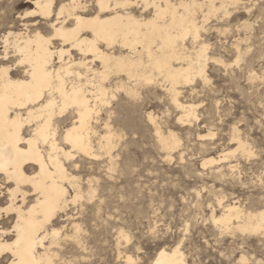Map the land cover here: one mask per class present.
<instances>
[{"label":"rangeland","instance_id":"rangeland-1","mask_svg":"<svg viewBox=\"0 0 264 264\" xmlns=\"http://www.w3.org/2000/svg\"><path fill=\"white\" fill-rule=\"evenodd\" d=\"M32 1L0 0V56L2 36L25 32L26 22L30 32L52 33L44 19L20 17L34 9ZM54 1L57 6L68 0ZM225 7L228 13L210 14L200 32L209 57L208 81L196 77L178 85L179 102L194 106V118L184 120L160 86V76L156 85L140 81L136 94L119 92L99 108L100 118L111 115L116 132L112 158L98 148L103 122H93L91 140L101 155L79 156L67 165L81 197L51 220L49 228L58 235L45 245L51 246L53 264H149L160 248L175 245L187 264H264L263 234L224 232L211 220L230 203L243 211L264 208V0ZM186 46L191 50L197 44L189 36ZM157 129L174 134V147L161 148ZM233 132L249 153H231ZM223 151L228 156L222 160ZM209 158L214 161L202 165Z\"/></svg>","mask_w":264,"mask_h":264},{"label":"bare ground","instance_id":"bare-ground-1","mask_svg":"<svg viewBox=\"0 0 264 264\" xmlns=\"http://www.w3.org/2000/svg\"><path fill=\"white\" fill-rule=\"evenodd\" d=\"M54 2L33 0L34 9L20 15L44 19L52 29L50 35L37 28L28 31L26 22L25 32L8 31L2 36L0 61L15 59L10 65H0V179L6 184L0 183V203L5 200L0 206V264L14 260L53 264L49 245L58 232L49 228L51 220L81 197L67 165L79 156L95 159L101 155L91 140L96 132L92 123L98 121L104 129L98 148L112 158L116 135L112 117L102 119L98 112L119 92L136 94L138 82L156 85L160 76V86L184 113V120L194 118V106L179 102L178 85L196 77L208 81L209 57L207 45L199 42L200 32L210 14L221 9L228 13L226 3L238 0H131L129 9H116L118 0H68L57 6ZM36 24L35 20L32 25ZM189 36L197 44L191 50L186 46ZM61 124L65 126L59 134ZM233 133L236 148L228 150L249 153L239 134ZM155 134L164 150L177 143L170 131L164 135L157 129ZM221 156L223 160L228 153ZM213 161L206 159L202 165ZM226 165L230 170L234 167ZM211 220L224 232L264 235V208L243 211L230 203L223 205L219 215L211 214ZM25 235L34 252H25ZM17 237L22 241L19 246H15ZM47 238L52 240L46 246ZM149 264L187 262L175 245L160 248Z\"/></svg>","mask_w":264,"mask_h":264},{"label":"snow or ice","instance_id":"snow-or-ice-1","mask_svg":"<svg viewBox=\"0 0 264 264\" xmlns=\"http://www.w3.org/2000/svg\"><path fill=\"white\" fill-rule=\"evenodd\" d=\"M131 0H118V2L115 4V8L116 9H129L131 7ZM149 7H153V5H148ZM154 19H156L154 17ZM197 35H198V30H197ZM45 76H47L48 74L45 72L44 73ZM35 78V77H34ZM43 91V89H40V91L36 92V96L40 97L41 92ZM29 96L32 95V90L28 89V93ZM21 237H17V241H16V245L15 246H19L21 244ZM23 243L25 244V252L27 253H31L34 252L35 249L32 248L31 245V241L28 235H25L23 238ZM13 264H34L33 261H22V260H14Z\"/></svg>","mask_w":264,"mask_h":264}]
</instances>
